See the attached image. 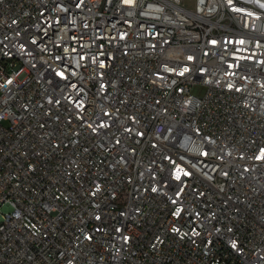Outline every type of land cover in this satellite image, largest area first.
<instances>
[{
    "label": "built area",
    "instance_id": "obj_1",
    "mask_svg": "<svg viewBox=\"0 0 264 264\" xmlns=\"http://www.w3.org/2000/svg\"><path fill=\"white\" fill-rule=\"evenodd\" d=\"M0 0V264H264V11Z\"/></svg>",
    "mask_w": 264,
    "mask_h": 264
},
{
    "label": "bare ground",
    "instance_id": "obj_2",
    "mask_svg": "<svg viewBox=\"0 0 264 264\" xmlns=\"http://www.w3.org/2000/svg\"><path fill=\"white\" fill-rule=\"evenodd\" d=\"M246 4L255 5L258 9L264 11V0H241Z\"/></svg>",
    "mask_w": 264,
    "mask_h": 264
},
{
    "label": "rangeland",
    "instance_id": "obj_3",
    "mask_svg": "<svg viewBox=\"0 0 264 264\" xmlns=\"http://www.w3.org/2000/svg\"><path fill=\"white\" fill-rule=\"evenodd\" d=\"M193 0H186V3L188 4V5H192L193 4Z\"/></svg>",
    "mask_w": 264,
    "mask_h": 264
}]
</instances>
